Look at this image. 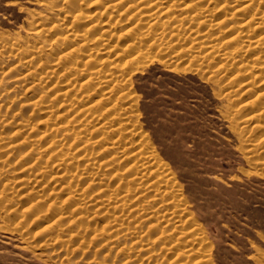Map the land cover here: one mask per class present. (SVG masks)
Listing matches in <instances>:
<instances>
[{
  "label": "rangeland",
  "instance_id": "374dc122",
  "mask_svg": "<svg viewBox=\"0 0 264 264\" xmlns=\"http://www.w3.org/2000/svg\"><path fill=\"white\" fill-rule=\"evenodd\" d=\"M0 264H264V0H0Z\"/></svg>",
  "mask_w": 264,
  "mask_h": 264
}]
</instances>
